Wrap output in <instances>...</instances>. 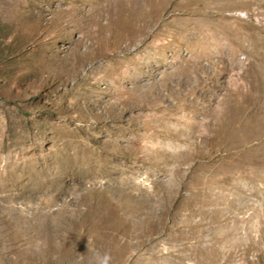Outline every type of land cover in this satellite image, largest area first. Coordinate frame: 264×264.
I'll return each instance as SVG.
<instances>
[{"label": "rangeland", "instance_id": "374dc122", "mask_svg": "<svg viewBox=\"0 0 264 264\" xmlns=\"http://www.w3.org/2000/svg\"><path fill=\"white\" fill-rule=\"evenodd\" d=\"M0 264H264V0H0Z\"/></svg>", "mask_w": 264, "mask_h": 264}]
</instances>
